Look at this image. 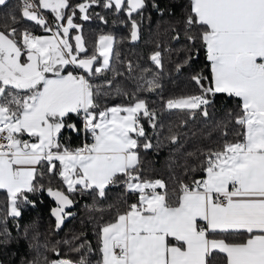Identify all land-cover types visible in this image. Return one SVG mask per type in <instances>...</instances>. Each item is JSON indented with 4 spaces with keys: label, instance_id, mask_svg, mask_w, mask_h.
Returning <instances> with one entry per match:
<instances>
[{
    "label": "snow or ice",
    "instance_id": "1",
    "mask_svg": "<svg viewBox=\"0 0 264 264\" xmlns=\"http://www.w3.org/2000/svg\"><path fill=\"white\" fill-rule=\"evenodd\" d=\"M7 2L0 0V6ZM99 3L22 0L21 16L48 34L17 27L0 30V190L7 193L9 215L20 217V205L31 203L27 193L45 190L37 177L45 175L46 166L47 173L58 175L66 186V192L46 189L57 203L52 209L57 229L72 215L66 211L75 203L72 193L88 191L105 199L110 186L122 185L137 197L116 207L101 226L95 264H264V0H188L183 35L191 51L199 53L197 43L203 49L209 75H194L198 92L169 98L164 107L186 112L192 119L197 114L209 119L218 94L239 103L238 111L227 112L212 126L222 142L185 152L183 178L171 185L145 177L141 167V150L158 147L142 120L147 118L155 130L157 111L136 94L127 105L101 107L98 102L109 94L101 89L111 88L123 75L110 65L114 37L100 35L91 55L82 34L71 37L72 30L82 27L74 22L77 10L88 20V10ZM152 6L163 14L158 5ZM103 7L124 11L131 39H139L133 15H142L146 0H104ZM44 10L54 14V23ZM11 19L16 22L15 16ZM173 38L179 40L180 33ZM150 59L162 66L160 51ZM109 70L113 79L103 86L92 83ZM127 71H133L131 61ZM141 80L138 91L160 87L155 78ZM117 94L129 95L119 87ZM73 115L80 120L73 121ZM81 123L92 142L74 148L63 143L64 131L79 133ZM187 123L181 120L170 127L165 139L182 149L181 137L188 133L180 129ZM0 235L7 238L9 233L5 228ZM84 247L81 243L71 250ZM30 264L93 262L84 255L78 260H49L40 253Z\"/></svg>",
    "mask_w": 264,
    "mask_h": 264
},
{
    "label": "trees",
    "instance_id": "2",
    "mask_svg": "<svg viewBox=\"0 0 264 264\" xmlns=\"http://www.w3.org/2000/svg\"><path fill=\"white\" fill-rule=\"evenodd\" d=\"M81 2L83 0H70L72 5ZM103 2L104 0H100L99 4L93 5L88 10L90 16L88 20H84L77 10L74 22L82 27L72 30L71 37L77 34L83 35L88 55L96 51V40L99 35L114 37L110 65L123 75L115 78L111 88L101 89L109 94L101 96L98 102L101 107L129 104L132 102V94H136L139 98L147 100L149 107L157 111L158 127L155 130L150 127L147 118L142 120L153 144L158 147L147 151L141 150V167L145 177L163 179L171 185L177 178H183L180 165L184 163L183 154L185 152H192L196 148L215 147L222 142L218 132L213 131L212 126L216 121L224 118L227 112L238 111L239 101L226 94H218L214 98V107L209 109V119L199 114L192 119L186 112L169 111L164 107L163 101L169 98L198 92L192 80L194 75L200 72H203L205 76L209 75L208 62L203 49L197 43L195 47L200 49L199 53L191 51L193 46L186 41L183 35L182 20L188 0H146L147 7L142 15H133L139 24V39L136 41L131 39L132 29L127 14L124 11L118 12L115 8H104ZM153 4L163 9V14L153 7ZM44 15L49 23H54V14L50 10H44ZM12 16L16 17L15 23L11 19ZM6 27H17L20 30L28 28L33 32H44L42 27L21 16L19 0H8L7 6H0V30H5ZM178 32L180 39L176 40L173 37ZM72 42L75 43L74 39ZM156 51L162 54V66L155 65L150 59ZM129 61L133 65L131 73L127 71ZM178 65H182L179 71L177 70ZM141 77L148 80L155 78L160 87L153 91H138L143 83ZM109 79H113L111 70L96 75L92 83L103 86ZM118 87L129 95H118ZM72 119L73 121L80 120L75 115ZM181 120L188 121L187 126L180 129L188 133L187 138L181 137L182 149L165 139L169 134L168 129L179 124ZM78 126L81 128L79 133L71 129L64 131L63 143L74 148L82 146L85 142H91V135L83 132L82 123ZM192 132L196 135L192 136ZM210 132L211 135H209ZM173 159L175 163L172 162ZM42 170L45 171V175L37 177V183L43 184L45 190L27 193L31 203L20 205V217L9 215L7 193L0 190V233H3L5 228L9 233L7 238L0 235V264H30L40 253L47 256L49 260L60 257L78 260L81 255H84L95 264L100 255L101 226L112 218L116 207L125 206L124 201L134 202L135 195L126 193L122 185L110 186L105 199H98L94 193L88 191L72 193L70 198L75 203L66 209L72 215L67 216L63 225L57 229L56 218L52 215V209L57 207V203L46 189L48 187L60 188L66 192V186L58 175H49L46 166ZM110 205L113 206L111 211L109 210ZM95 208H102L105 211H95ZM74 236H79L80 239L73 240ZM66 241L71 243H65ZM81 243H84L85 247L80 252L71 250L79 247ZM44 245H47V248Z\"/></svg>",
    "mask_w": 264,
    "mask_h": 264
},
{
    "label": "crops",
    "instance_id": "3",
    "mask_svg": "<svg viewBox=\"0 0 264 264\" xmlns=\"http://www.w3.org/2000/svg\"><path fill=\"white\" fill-rule=\"evenodd\" d=\"M35 34H37V35H47L48 33H46L45 31L44 32H34ZM100 36V35H99ZM99 36L97 37V40H96V49H97V42H98V38H99ZM101 59V61H102V58H100ZM116 105H127V104H114V105H110V106H108V107H112V106H116ZM25 138H27V137H25ZM91 142H92V140H91ZM90 142V143H91ZM5 191V190H4ZM6 192V191H5ZM136 197V196H135ZM137 198V197H136ZM135 202V201H134ZM8 208H9V212H10V204H9V200H8Z\"/></svg>",
    "mask_w": 264,
    "mask_h": 264
},
{
    "label": "built area",
    "instance_id": "4",
    "mask_svg": "<svg viewBox=\"0 0 264 264\" xmlns=\"http://www.w3.org/2000/svg\"><path fill=\"white\" fill-rule=\"evenodd\" d=\"M20 4L22 5V0H19Z\"/></svg>",
    "mask_w": 264,
    "mask_h": 264
},
{
    "label": "rangeland",
    "instance_id": "5",
    "mask_svg": "<svg viewBox=\"0 0 264 264\" xmlns=\"http://www.w3.org/2000/svg\"><path fill=\"white\" fill-rule=\"evenodd\" d=\"M74 37V36H73Z\"/></svg>",
    "mask_w": 264,
    "mask_h": 264
}]
</instances>
